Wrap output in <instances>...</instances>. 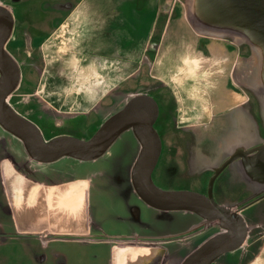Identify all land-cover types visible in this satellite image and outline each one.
I'll return each instance as SVG.
<instances>
[{"label":"flooded vegetation","instance_id":"flooded-vegetation-1","mask_svg":"<svg viewBox=\"0 0 264 264\" xmlns=\"http://www.w3.org/2000/svg\"><path fill=\"white\" fill-rule=\"evenodd\" d=\"M81 1L0 0V115L7 112L8 108L11 107L19 115L34 123L40 129L43 139L49 141L61 135L89 139L107 119L126 110L127 116H125V120L127 125L125 129L117 136L103 155L91 160L98 163L106 162L111 155L110 149L114 144H117L119 138H122L123 134H132L135 137V143L139 151L138 155H135L134 160L130 163L132 170L139 159L142 149L148 148V144L152 143H148V141L154 142L155 136H157L161 141V151L152 172L153 182L157 187L164 190L195 191L200 193L203 195L200 198L203 207L193 203L186 205L185 203H178L175 209H163L143 199L136 191L132 175L125 176L119 172L109 175L105 173L93 174L91 179L92 188L105 192V190L115 187L125 194L123 203L127 205L129 212L125 217L120 214L116 215L117 219L121 221L120 223L126 221L131 225L144 227L127 231L121 227H116L112 231L101 229L96 236L99 239L98 243H108L112 251L111 259H113V263L115 258L117 264H189L191 260L212 244L235 235L237 234L236 232H240L244 225V228L247 229L243 243L235 249L218 255L210 264H246L254 256V252L262 242V238L259 239L260 236L257 239L254 237L264 231V217L262 224L256 225V223L251 221V214L254 210V205L258 201L262 202L261 206L262 210H264V190L248 192L243 194L244 196L238 197L229 196L228 193L223 191L222 185L225 181L230 179L240 180L242 178L238 168L232 164L233 158L224 159L209 171L204 170L202 165H197V168L192 167V163L198 164V157H200L198 156V150L207 153L209 142L207 140L203 142L204 140L199 138L193 127L179 124L176 100L172 91L160 79L150 73L148 63L141 61L135 64V68L132 70H129L128 67H124L121 70L128 73L121 77L118 83L114 84L104 95V98H108L109 103L107 105L112 109V112L105 119H100L99 121V114L102 110L92 107L82 112L83 114L81 113L80 116H75L72 123L64 127H60V124L54 122L50 124L44 120V112L46 111L43 105L44 99L37 93V86H39L42 79V72L53 69L54 65L64 68L70 66L67 60H63L62 55L58 58L56 64L50 63L51 59L46 52V46H50L55 33L60 32L65 21L74 15ZM178 1L182 4V0ZM229 1H234L236 5L245 3L247 6L264 7V0ZM109 3L105 24L99 23L97 19L95 20L96 22H91L90 20V22L88 21L82 25L83 29L81 28L82 30L79 31V34H76L77 37L76 35L74 36L75 41L71 45L77 46L75 54L80 57V62L77 64L79 69L91 67L94 63H98L99 59L107 62L113 60V48L111 46L103 44L99 47L100 31L104 32V34L109 33L111 36H118L122 33L124 35L131 34L129 23L124 22L125 12L128 11L126 0H110ZM178 7L180 6L164 3L162 11L171 10V16L159 14L156 20V28L158 29V25H160L161 30L163 29L164 31L167 23L178 16ZM144 9L138 1L135 5V11L138 16L133 17L132 21L128 20L135 28L134 32L137 34L142 33L139 28L142 26L141 20L144 18ZM111 13L114 15L110 16ZM89 17L88 15L87 18L89 19ZM93 17H97V10ZM188 19L190 21V15ZM251 24L253 28L258 30L257 17L254 16ZM155 34L153 35L154 37ZM261 34L264 35V32H261ZM103 36L102 38H106ZM234 36L230 33L226 34V37L230 39L235 38ZM239 40L237 43H230L229 45L240 52L244 48L254 53V47L250 42L241 38ZM157 44L158 42L154 40L148 51L150 53L156 51ZM218 47V44H214L212 45V50L220 55V52L217 51ZM71 55L72 49L69 48L66 57L71 59ZM144 57L146 59V56ZM262 64V72L259 74V76L261 75V84H256L255 87L243 82L242 75L237 70L232 74L236 83L233 85L234 88L239 89L242 86L248 88L247 90H250L254 99L260 102V109L264 105L261 102V100L264 101V58L262 59ZM110 70L114 71L112 68ZM22 98H29L28 105L21 103L23 101ZM148 98L154 99L157 104L155 109L152 103L148 101ZM100 101L101 103L105 102L103 99ZM261 112L264 114L263 108ZM0 131L17 139L16 144H14L15 147L17 146L19 149L20 146H23L25 149L23 141L5 129L1 123ZM143 133H147L149 139ZM138 135H141V137ZM15 151L13 149L4 150L0 142V163L8 157L12 159L16 168L24 172L28 177L34 180L50 179L46 174L45 168L56 160L52 162L38 161L32 158L26 149L25 151L28 155L26 158H22L20 153L16 151L17 154H15ZM263 151L264 145L255 150L254 161L251 162L252 170L255 173L261 170V162L264 160ZM62 158H69L75 163L81 161V159L71 156ZM122 159V154H118L113 158V161L118 163ZM63 162L62 164H65ZM75 172L73 167H70L65 173L64 170H56L53 177L55 176L59 180H63L65 175L74 178ZM50 180L52 181V178ZM211 182L212 191L210 193ZM131 193L134 196L130 197ZM133 197L144 202L153 216L151 214V216L148 214L144 215L142 210L137 208L133 201L131 202ZM211 199L218 205L216 209L210 205ZM3 209L5 212L9 211L6 205L3 206ZM176 212L187 217L185 219L182 218V222L178 223L176 218L179 217L172 215V213ZM164 216L169 218L171 223L168 226L170 227L168 228L169 231L165 232L163 230L168 229H157L153 218H151L154 217L155 221H157ZM0 233L4 238L9 235L3 231ZM14 233L17 237L27 239L32 244L31 246L43 244L47 245V247L50 242L64 236L59 233ZM33 251H36L35 248ZM132 252H135L134 256H131Z\"/></svg>","mask_w":264,"mask_h":264},{"label":"crops","instance_id":"crops-1","mask_svg":"<svg viewBox=\"0 0 264 264\" xmlns=\"http://www.w3.org/2000/svg\"><path fill=\"white\" fill-rule=\"evenodd\" d=\"M138 1L145 8L144 18L141 20L142 26L139 28L142 31L141 34L135 33V28L129 22L133 17L138 16L135 11ZM109 2L110 0H82L78 5V10L62 25L60 35L63 34L62 36L69 41L71 36L66 34L70 28L80 31L83 29V24L90 20L96 22V19L99 23L105 24ZM164 3L180 5L178 0H126L128 11L125 12V21H123L129 23L131 34L122 33L118 36H111L102 31L99 34V47L106 44L113 48V60L108 62V68L122 70L128 67L132 70L135 64L141 61L148 63L150 73L172 91L176 100L179 124L193 127L199 138L204 140L203 142L206 140L209 142L207 153L198 150V156H200L198 164L192 163V167L197 168V165H202L204 170L209 171L224 159L233 158L232 164L238 168L242 178L225 181L222 185L223 191L229 196L238 197L248 192L264 190V160L261 162V170L258 173L252 170L251 163L254 161L255 150L264 145V114L261 112L262 108L264 109V101L261 100L263 107L261 106L260 109V102L254 99L250 90H247L248 88L242 86L236 89L233 86L236 84L233 72L237 70L242 75L237 61L240 60L242 66V59L249 54V50L243 48L240 52L229 45L228 48L233 52L230 54H233L236 63L233 68H231V63L230 68L226 69L223 85L217 80H212L211 72L216 70L212 68H219L220 64H216L217 61L224 59H221L216 52L209 57L210 48L207 43L205 44V40L218 39V42L223 40V43L228 44L225 41L226 34L200 35L194 48L187 44L186 46L184 44L185 48L180 47L178 41L174 43L172 41V45H169L171 41H168L166 32L168 25L173 21L171 20L164 31H160L162 35L156 40L153 35L157 31V16L159 14L171 16V10L162 11ZM96 10L97 17L94 18L93 14ZM113 15L111 13L110 16ZM182 22L188 21L183 19ZM153 39L158 44L156 51L150 53L148 49ZM214 44L220 45L217 42H213L212 45ZM253 49L254 53L251 55L256 54L255 47ZM251 67L258 84V76L262 72L263 64L260 67L259 62L255 61ZM174 68L180 71L177 73L178 77L183 73L182 78L172 76ZM185 74H191L192 77L189 75V78L193 81H188V78L184 79ZM250 86L255 87L256 84H250ZM17 152L20 153V157L26 158L25 150L21 152L17 149ZM61 159L48 164L45 168L47 176L52 178V181L46 178L34 180L17 169L11 158L7 157L3 160L0 163V192L3 197L0 200V207L4 210L3 206H8L9 211L4 212L9 215L13 232L59 233L73 235L81 243L98 244L99 239L96 236L101 229L105 231L113 229L102 225L103 219L98 218L97 208H93L91 179L94 174L93 170L96 168L94 165L97 162L81 160L72 166L63 162V159L69 158L61 157ZM70 167L76 171L74 178L65 175L63 180H59L53 177L54 171L64 170L65 173ZM261 203L258 201L254 205L251 214V221L256 225L262 224L264 217ZM0 227L4 228V223H0ZM4 232L9 234V231ZM263 233L264 231L254 237L257 239L260 236L259 239L262 238V242L246 264H264ZM112 264H117L115 258Z\"/></svg>","mask_w":264,"mask_h":264},{"label":"rangeland","instance_id":"rangeland-1","mask_svg":"<svg viewBox=\"0 0 264 264\" xmlns=\"http://www.w3.org/2000/svg\"><path fill=\"white\" fill-rule=\"evenodd\" d=\"M178 4H180V7H178V16L168 25L166 32L168 41H171L168 43L169 45H172V41L173 43L178 41V45H180V47H184V44L185 46L187 44L189 47L194 48L200 35H217L215 33L204 32L201 28H196L191 20L189 21L188 16L193 14V10H197V0H182V4L180 1H178ZM183 19L188 22H182ZM157 30L158 31L154 37L156 40L162 35L160 32V25H158ZM161 31H163V29ZM78 32V29L75 30V28H70V33L66 34L67 36H71L69 41L62 36L63 34L60 35L62 32L55 33V37L52 38V45L50 44V46H46V52L50 55L49 58L51 59L50 63L56 64L58 58H60L62 55L63 60H67L70 63V66L68 68H64L60 67L59 65H54L53 69L42 72L41 82L39 86H37V93L44 99L43 105L46 108V111L44 112V120L50 124H53V122L60 124V127H64L65 125L72 123V120L75 118V116H80L82 112H85L92 107L102 110L99 114V121L100 119H105V117H107L109 113L112 112V109L107 105V103H109L107 100L108 98H104V95L112 88L114 84L118 83L121 77L128 73L121 70H110V67L108 68L109 63L101 59H99L98 63H94L91 67L79 69L77 64L80 62V57L79 55L75 54L77 46L71 45L75 41L73 36H75ZM234 37L235 38L233 39L227 38L225 40L228 42V44L223 43V40L221 39L220 40L222 42H218V39H212L210 41H206L207 39L205 40V44L207 43L210 48L208 53L209 57H212L214 54L212 50L213 42L220 43L217 51L220 52V57L224 60L217 61L216 64H220V67H213L212 69L216 70L211 72V76L212 80H217L222 85L225 80L224 78L226 69L228 67L230 68L231 63V68H233L234 64L236 63L233 54H230V52L233 53L232 50L228 48L230 43L235 44L240 39L239 36ZM69 48L72 49L71 59L66 57ZM252 53L249 51L250 55L247 54L246 57H243L242 66L240 64L241 61H237V65L242 72L243 80L249 85L257 84L256 78H254L255 72L251 67V64L255 61H258L261 67L262 59L264 58V50L261 47L255 50L256 54L251 55ZM206 71L209 73L208 70ZM177 73H180V71H177L174 68L172 71V76L178 77L179 74L177 75ZM189 75L191 76V74ZM189 75L185 74L184 79L188 78L187 80L192 82L193 80L189 78ZM182 76L183 73L178 78H182ZM259 80L260 81L258 84L260 85L261 75L259 76ZM22 99L23 101L21 103L28 105L27 102L29 98ZM101 99H103L105 102L101 103ZM122 136V138H119L117 144H114V146L110 149L111 157L109 156L106 162H97L98 164L95 163L94 166L96 168L93 170L94 174L105 173L109 175L112 173L117 174L119 172L125 176L132 175V166H130V163L132 160H134L135 155H138V147L135 143V137L132 134H123ZM0 142L2 143L4 150L9 151L13 149V151H17L18 149L17 146H14V144L17 142V139L10 134L0 131ZM19 150L23 152L25 149L23 146H20ZM16 151L15 154H17ZM24 154L27 157L28 154ZM118 154H122L123 159L121 162L116 163L113 161V158H115ZM63 161L67 164H76L69 159H63ZM132 196L134 195L131 193L130 197ZM123 197H125V194L115 187H111L107 191L105 190V192L94 187L92 188L93 208H97L96 211L98 218L103 219L101 222L102 225L113 230L116 227H121L126 231L129 229L144 228L141 225H131L126 221L120 223L121 221L117 219V214L123 215L125 217L129 212L127 205L123 203ZM1 198L3 197L2 193L0 192V200ZM132 201L136 204L137 208L142 210L144 215L151 214L153 216L150 209L147 208L144 202H142L140 199L133 197L131 202ZM172 215L179 217H175L178 219V223L182 222V218L185 219V217H187L177 212L172 213ZM8 216L9 215H7L0 207V223H4V228L0 227V232L9 231L7 238L2 237L0 233V264H111V262H113V259H111L112 251L108 244L81 243L80 241L76 240V238H74L75 236L73 235H64L58 240L52 241L48 247L47 245L43 244H36L37 247L36 245L31 246L32 244L29 243L27 239L17 237L15 235L13 232L14 230L11 227V220H9ZM151 218H153L157 229L170 228L168 227L171 224L169 222V218L164 216L157 221H155L154 217ZM163 231H169V229ZM32 247L35 248V252L33 251L34 248L31 249ZM134 255L135 252H132L131 256Z\"/></svg>","mask_w":264,"mask_h":264},{"label":"water","instance_id":"water-1","mask_svg":"<svg viewBox=\"0 0 264 264\" xmlns=\"http://www.w3.org/2000/svg\"><path fill=\"white\" fill-rule=\"evenodd\" d=\"M231 2L229 0H197V10H193L190 20L196 28H201L204 32L230 33L250 42L255 49L261 47L264 50V35L261 34L264 32V7L247 6L245 3L236 5L234 1ZM254 16L258 18V30L251 24ZM148 101L155 109L157 104L154 99L148 98ZM8 109L0 115V123L23 141L27 153L32 158L41 162H52L64 156L81 160L96 159L107 151L127 125L125 120L127 112L124 110L107 119L89 139L61 135L46 141L34 123L19 115L11 107ZM143 134L148 137L147 133ZM138 136L141 137V135ZM148 143V148L142 149L132 169L136 191L150 204L163 209H175L178 203H185V205L193 203L203 207L200 202L203 195L200 193L164 190L155 185L152 172L160 155L161 141L155 136L154 142L149 140ZM211 191L212 182L210 193ZM210 205L214 209L218 206L212 199ZM246 229L243 225L240 232H236L237 234L212 244L189 264H210L218 255L237 248L245 240Z\"/></svg>","mask_w":264,"mask_h":264}]
</instances>
